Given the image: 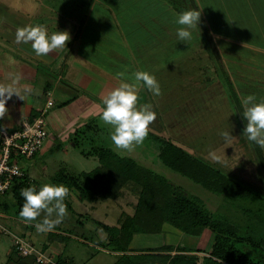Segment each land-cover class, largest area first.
I'll use <instances>...</instances> for the list:
<instances>
[{"label":"crops","instance_id":"obj_1","mask_svg":"<svg viewBox=\"0 0 264 264\" xmlns=\"http://www.w3.org/2000/svg\"><path fill=\"white\" fill-rule=\"evenodd\" d=\"M94 1L86 0L85 4L89 5L90 9ZM103 1L107 2L110 13L112 14L115 11L114 14L119 18L118 32H115L113 27L114 31L109 30L107 33L103 31L99 35L92 33V24L88 21L89 17L87 18L90 10L84 18L83 24H86L83 31H81L83 28L82 23H80L78 30H74V26H68L67 22L59 26L58 20H56L55 25L50 21V17H47L48 23L42 21V24L47 26L49 34L55 31H68L70 33L67 45L60 52H52L47 56H37L30 44H20V47L12 49L8 46L9 41L6 42L9 37L2 33L0 35V83L6 84L10 82L11 75L19 74L22 77L20 85H29L32 88V92L26 97V100H21L14 94L7 101L8 113L0 119V124L9 130H16L21 127L25 120H29L33 113L38 115L41 111L47 109V140L34 158H25L20 161L28 174L31 177H34V174L52 176L53 170L49 166L50 158L45 156L48 150L57 147L59 143H64L66 139L72 140L71 135L75 134L77 128H81L95 116L100 115L105 107L103 104L104 96L121 82L116 75L122 71L120 67L123 70H129V66H132L130 60L127 62L124 60L126 51H122L123 45L128 49L137 50L136 44L145 42L146 38L143 35L149 31L155 36L154 47L152 48L161 63L156 65L154 70L158 66H163L157 69V73L163 74L165 72L164 67L167 65L189 66L188 73H184L183 68H179L180 75L173 76L171 81L174 82L177 78H186L181 83H173V86L177 88L174 90V93L178 92L177 97L172 101H166L163 107L160 106L162 100L153 99L146 88L140 89L138 93L139 104L150 103L157 113L155 122L149 128L155 130L157 134L171 138L182 147L207 158H210L209 155L214 151V148L220 146V144H225L221 132L231 133V139L239 137L241 139L243 135L236 120V112L230 100H228L224 85L216 72L211 75V71H213L211 68L215 70V63L213 60H208L206 63L203 58V55L207 56V52L203 49L199 28L191 30L193 38L187 43L180 41L177 35V29L181 27L175 23L178 13L174 12L165 1ZM140 1L145 6L137 5ZM108 3L111 4L110 6L114 8V11ZM70 16L72 15H65L66 18H70ZM110 23L112 22L105 18L104 26H107V28L112 27ZM50 26L54 27L50 29ZM75 27L77 26L75 25ZM107 28L104 27V30H107ZM114 33H119V38L112 39L110 35ZM106 34L107 38L105 40L104 36ZM215 37V42L231 77L233 74L241 73L242 66L247 68L253 65V59L251 58L248 59L250 62L245 61L246 64L241 63L238 59L239 57L243 58L242 55L245 54L244 51L248 48L236 49L235 43H232L231 48L234 50L230 49L228 51L226 47L230 48V41L232 40L229 41L224 37L223 41L220 39L218 42L217 39L220 37ZM87 46L92 47L91 50H87ZM77 47L78 49H76ZM239 50L243 51L238 52ZM237 53L239 56L236 55ZM240 54L242 55L240 56ZM138 55L141 54H135V56ZM259 57L260 61L258 63L261 64V70L257 74L248 70L249 77H246L245 74L239 80L234 75V78H232L237 89L244 93L242 97L249 95L252 91L251 88L257 89L254 93L258 101L261 96L264 97V56L259 55ZM122 60L124 61L121 62ZM89 61H94L98 66L97 69L94 68L93 70L96 73L91 70V67L87 66V64H91ZM105 64H111V67L122 66L117 71L112 72L105 67ZM251 68L253 69V67ZM131 72H135V70H129V73ZM201 72L205 76H201L203 80L198 81L196 78L198 76L195 77V75L201 74ZM49 99L55 101V104L51 107L47 106ZM68 100H70L69 103L62 105ZM241 142L243 143L244 140ZM37 162L40 163V173L35 168ZM234 164L233 162L231 165H225L224 167L232 171ZM55 168L57 170V167ZM20 221L21 224L18 223L22 229L21 232L19 231L20 234L30 237L36 223L29 224L24 220ZM135 237H137V234L134 239ZM180 239L181 236H179V241L176 244L182 243ZM43 244V247H39V249L45 250L48 252L47 254L55 256V258L65 252V250L56 249L47 245V243ZM134 245V241H132V248H141L134 247ZM193 246L199 247L197 245ZM198 254L201 256L205 253L198 252ZM94 257L95 255H93Z\"/></svg>","mask_w":264,"mask_h":264},{"label":"rangeland","instance_id":"obj_2","mask_svg":"<svg viewBox=\"0 0 264 264\" xmlns=\"http://www.w3.org/2000/svg\"><path fill=\"white\" fill-rule=\"evenodd\" d=\"M163 1L169 4L174 12L176 11L177 13H180L189 10L182 6L180 0ZM193 1L197 4L198 10H192L201 12L203 21L211 35L213 34L212 36H217V38L220 37L217 39L218 42L220 39L223 41L224 37L229 41L230 39L232 40L230 41V48L226 47L228 51L233 49L231 48L232 43H235L236 49H241V47L248 48L244 51L245 54L243 53L245 56L240 54L243 58L239 57L238 59L241 63L246 64V62L249 61L248 59L251 58L253 59V65L249 64L250 67L247 68L242 66V72L233 75L239 80L245 74L246 77H249L248 70L257 74L258 71L261 70V64L258 63V61H260L259 55H261V57L262 55L264 56V0ZM85 2L86 0H0V35L2 33L9 37V40H6V42L9 41V45H7L9 48L13 49L20 47V44H24L16 43L15 37L18 28L30 24H42V21L47 22V17H50V21L55 25L56 20H58L59 26L67 22L66 24L68 26H74L73 29L78 30V28H80V23H84V18L89 10L87 18L89 17L88 21L92 24V33L94 32L98 35L103 31L107 33L109 30L114 31V29H112L113 27L115 28V32H118L119 18L114 14L115 11L114 8L110 6L111 4L108 3L114 11L112 14L110 13V8L107 7L106 1L95 0L90 9L89 5L85 4ZM137 5L145 6L141 1ZM68 14L72 16L66 18L65 15ZM105 18H108V20L112 22L110 23L112 24V27L110 26L107 28V26H104ZM85 24H83L81 31H83ZM75 25L77 27H75ZM53 27L54 26H50L49 28L52 29ZM104 27H106L107 30H104ZM118 34L119 33H114L110 36L112 39L119 38ZM143 36L146 40L145 42L143 41V43L136 44L138 47L136 48L137 50L128 49L123 45L122 51H126V58L124 60L126 62L128 60L131 61L132 66H129V70L148 71L156 77L161 87V95L153 96L151 94V97L155 100H162L163 102H161L160 106L163 107L166 101H172L177 97L176 95L178 92L174 93V90L177 88H175L176 86H173V83H181L183 79L186 78H177L174 82L171 81L173 76L180 75L181 72H179V70L182 68L184 73H188L187 70L189 66L185 65L182 67L179 65H167L164 67L165 72L163 74L157 73V69L162 68L163 66H158L155 68L156 70H154L156 65L161 64L158 55L152 48L154 47L153 43L155 36L151 34L150 31ZM200 36L202 37L201 41L205 46V49L204 47L203 49L207 52L208 50L206 49V43L204 42V34L200 32ZM104 38L106 40L107 34ZM237 46L240 47L238 48ZM91 48L92 47L90 46L86 47L87 50H91ZM76 49H78V47ZM241 51L239 50L238 52ZM56 52H60V50L55 51L54 53ZM135 54L141 55L135 56ZM206 54L209 59L206 55H203V58L207 63V61L211 59L209 54ZM236 55L239 56L238 53ZM89 62L91 64H87V66L89 68L91 67L92 71L94 68H98L94 61ZM110 65L111 64H105V67L112 72L117 71V69L122 66L117 65V67H111ZM251 67H253V69ZM120 69L123 71L121 67ZM211 69L213 70L211 71V75H214L215 70L214 68ZM93 72L96 73V71ZM233 75L231 78H234ZM201 76H205L203 75V72L195 75L198 81L203 80L201 79ZM103 83L105 84L104 81ZM251 90L252 91L249 94L255 95L254 92L257 89L253 87ZM219 94L221 95V93ZM58 105L59 103L57 106ZM90 124L91 127H84L77 135H71V137L75 138L74 141L77 142V145H74L73 140L66 139L64 143H59L57 147L48 150V152L46 150L47 153L45 156L50 158L49 166L53 170L52 175L57 171L55 167L58 169L61 165L68 167L69 170L74 173L91 171L100 165V160L98 156L93 154L87 155V153H92L98 148H111L122 156H131L135 158L140 163L151 167L174 183L181 185L190 194L197 195L217 217L227 218L230 222L236 224L243 234L246 233L247 235L249 232H255L254 234L258 235L257 233L264 232V177L253 154V148L251 149V147H248L246 142H241L244 140L243 136L241 139L240 137L231 139L230 145L228 143H225L224 145L220 144V146L214 148L213 152L222 157L223 163L220 164L222 167L225 165H231L233 162L235 163L232 168V171H234L233 173L236 175L234 177L248 185L256 194V196L254 195L255 198L250 200L239 199L228 193H213L200 184L195 183L191 179L164 165L158 155L156 140L154 139L153 134H151L153 131L155 134L156 132L151 128H149V134L143 144L135 147L133 151L128 152L116 150L114 148L110 139V126L103 124L100 115L91 119ZM37 163L38 164L35 168H37L40 173V163ZM220 165H218V167H221ZM33 176L37 179L40 186L44 183H53L52 178L44 174H34ZM132 185L138 187L136 183L131 182L122 189L121 194L118 197L114 199H100L95 203L80 201L76 192L70 191L65 200V204L67 205V215L62 223L49 231H38L37 228L34 227L31 231L32 234H30V237H27L37 248L43 247V243H47V245L55 247L56 249L59 248L62 251L65 250V255H73L75 257L76 264H113L117 256L109 250L112 248L111 246H109V249H104L98 245L100 236L107 237V235L103 230L94 225L92 219H97L109 225H118L119 219L123 213L132 215L138 201V191L136 192ZM7 216L9 218L4 219V217H0V221L3 222V225H5L10 232L20 234L22 229L19 227L18 223L21 224V219L15 217L13 211L9 212ZM42 219L43 214L36 223H39ZM78 219H82L85 222L84 228H82L77 222ZM178 235L181 236L180 240H182V243L180 244L188 246L197 245L206 249L211 242L209 229H207L201 237H194L185 235L170 225H167L165 230L161 233L137 234V237H135V239L133 237L132 241H134V247L141 248L158 246L164 243L176 244L179 241ZM50 237L59 239H53ZM14 252L13 236L11 233L0 231V264L6 263L10 256L15 255L13 254ZM45 253L47 254L48 252L45 251ZM93 255H95L94 258Z\"/></svg>","mask_w":264,"mask_h":264},{"label":"trees","instance_id":"obj_3","mask_svg":"<svg viewBox=\"0 0 264 264\" xmlns=\"http://www.w3.org/2000/svg\"><path fill=\"white\" fill-rule=\"evenodd\" d=\"M180 2L186 9L198 10L193 0H180ZM198 28L204 34L207 53L211 60L214 59L215 72L221 79L236 112V120L243 135L247 124L242 113L244 106L241 103L244 93L235 86L202 15ZM69 102L70 100L62 105ZM46 113L47 111L45 117ZM40 114L33 113L28 121H33ZM90 122L77 128L75 135L84 127H91ZM151 134L156 140L160 160L170 169L213 193H228L246 200L255 198L253 189L234 177L236 176L234 171L222 167L221 163H214L211 158L182 147L169 137L154 132ZM74 139L72 137L74 144L77 145ZM244 142L248 147L253 148L254 156L257 155L264 169V149L246 138ZM40 150L30 158H34ZM92 154L99 157L100 165L97 168L74 173L68 167L61 165L51 178L54 184H63L69 192L75 191L80 201L90 203L118 197L122 189L131 182L138 185V187L132 185L135 191H138L135 211L132 215L123 213L118 225H109L90 218L97 228L106 233L107 237L100 236L98 245L104 249L112 247L109 250L117 256L113 264H264V232H259L258 235H255V232L243 234L240 228L227 218L217 217L200 197L190 194L181 185L131 156H122L111 148H98L92 153H87V155ZM21 167L23 168L22 165ZM23 170L25 174L12 178L7 190L0 194V212L4 214L2 216L4 219L8 217L9 212L13 211L15 217L23 220L19 217V211L25 202L21 196V189L33 185L37 190L41 187L34 177H31L24 168ZM77 222L84 228L85 222L82 219H78ZM165 225H170L177 231L194 237H201L209 229L211 242L206 249L170 243L135 249L131 247L136 234L161 233ZM198 252L205 254L199 256ZM13 254L15 255L10 256L4 264H43L37 260L36 255L24 257L18 255L16 251ZM52 258L49 264H76L75 258L65 255V252Z\"/></svg>","mask_w":264,"mask_h":264},{"label":"clouds","instance_id":"obj_4","mask_svg":"<svg viewBox=\"0 0 264 264\" xmlns=\"http://www.w3.org/2000/svg\"><path fill=\"white\" fill-rule=\"evenodd\" d=\"M201 12L185 10L177 14L175 23L180 25L177 35L180 41L192 40V29L198 27ZM16 43L30 44L37 56H47L63 49L70 39L68 31H55L49 34L44 24L27 25L17 29ZM121 80L117 87L103 98L104 108L100 113L103 124L110 126V139L116 150L131 152L143 144L149 134V126L155 122L157 113L150 103L139 104L138 93L146 88L153 96L161 95V87L156 77L148 71L137 70L129 73L127 69L118 72ZM21 76L13 74L10 82L0 83V119L8 113L7 101L15 94L26 100L31 94L29 85H20ZM244 106L243 117L247 121L243 136L264 149V97L259 101L254 94L241 98ZM225 143L230 145L231 133H220ZM214 163H223L222 157L210 153ZM69 189L63 184L44 183L39 190L36 186L21 189L24 203L19 217L31 224L43 214V219L35 224L38 231H49L62 223L67 215L65 200Z\"/></svg>","mask_w":264,"mask_h":264},{"label":"built area","instance_id":"obj_5","mask_svg":"<svg viewBox=\"0 0 264 264\" xmlns=\"http://www.w3.org/2000/svg\"><path fill=\"white\" fill-rule=\"evenodd\" d=\"M54 104L53 99L48 100V107ZM47 109L34 118L33 121L25 120L21 127L16 130H9L4 126L0 127V194H3L9 187L12 178L23 176L24 170L20 165L21 159L30 158L42 149L48 137ZM4 214L0 212V217ZM0 231L11 233L0 221ZM15 251L20 256L31 257L36 255L37 260L43 264H49L53 258L42 249L37 248L30 240L18 233L13 232Z\"/></svg>","mask_w":264,"mask_h":264},{"label":"water","instance_id":"obj_6","mask_svg":"<svg viewBox=\"0 0 264 264\" xmlns=\"http://www.w3.org/2000/svg\"><path fill=\"white\" fill-rule=\"evenodd\" d=\"M255 158H256V160H257V162H258V165H259L260 170H261V172H262V174H263V177H264V169H263V167H262V165H261V163H260V161H259L257 155H255Z\"/></svg>","mask_w":264,"mask_h":264}]
</instances>
